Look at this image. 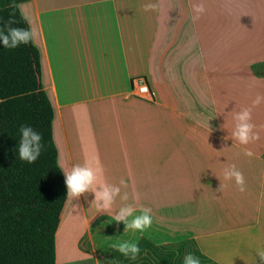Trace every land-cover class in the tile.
Segmentation results:
<instances>
[{
    "label": "crops",
    "instance_id": "obj_1",
    "mask_svg": "<svg viewBox=\"0 0 264 264\" xmlns=\"http://www.w3.org/2000/svg\"><path fill=\"white\" fill-rule=\"evenodd\" d=\"M147 2L18 3L36 32L31 43L54 109L58 166L64 177L62 166L98 161L103 180L129 194L128 201L117 197L109 213L98 212L94 193L82 194L77 206L83 219V209L92 222L114 217L118 202L147 207L155 226L194 238L220 237L243 254L234 258L237 264H260L264 14L251 16L256 22L245 28L243 0H151L156 9L145 11ZM199 4L204 11L198 14L193 6ZM139 77L153 92L152 102L130 95ZM257 96L261 102L253 105ZM242 108L251 109L259 136L247 145L231 136ZM245 148L254 155H244ZM228 165L243 173L245 191L224 180Z\"/></svg>",
    "mask_w": 264,
    "mask_h": 264
},
{
    "label": "trees",
    "instance_id": "obj_2",
    "mask_svg": "<svg viewBox=\"0 0 264 264\" xmlns=\"http://www.w3.org/2000/svg\"><path fill=\"white\" fill-rule=\"evenodd\" d=\"M24 1L0 0V26L12 17L15 27L28 28L17 7ZM39 77L40 54L31 41L0 46V264H56L55 234L68 193L52 137L54 109ZM22 124L42 136L41 155L31 164L18 157Z\"/></svg>",
    "mask_w": 264,
    "mask_h": 264
},
{
    "label": "rangeland",
    "instance_id": "obj_3",
    "mask_svg": "<svg viewBox=\"0 0 264 264\" xmlns=\"http://www.w3.org/2000/svg\"><path fill=\"white\" fill-rule=\"evenodd\" d=\"M243 1L245 28H251L250 24L256 22L250 20L251 16L264 14V0L262 3L261 0ZM56 128L54 126L52 132L59 156L61 148ZM67 200L70 207L74 205L77 208L71 212L66 226L55 236L56 264H183V258L188 253L199 257L201 264H237L234 258H244L240 251L229 248L220 237L194 238L187 232H173L153 223L143 233L124 232V223H117L110 214L96 217L92 222V216L84 209L83 219L77 198L68 195ZM117 204L119 208L123 205L122 202ZM118 240L138 242L139 255L135 259L123 256L112 247Z\"/></svg>",
    "mask_w": 264,
    "mask_h": 264
},
{
    "label": "clouds",
    "instance_id": "obj_4",
    "mask_svg": "<svg viewBox=\"0 0 264 264\" xmlns=\"http://www.w3.org/2000/svg\"><path fill=\"white\" fill-rule=\"evenodd\" d=\"M157 5L151 0L143 5L145 11L155 10ZM196 13H202L204 6L202 4L194 5ZM17 21L12 17L0 26V46L7 49H14L22 44H28L35 39V30L29 28L15 27ZM261 97L257 96L253 101V105H259ZM235 127L231 133L232 139L240 145H247L259 139L254 132L255 125L251 122L252 115L250 108H242L235 116ZM20 140L18 144V157L21 161L34 163L41 155L44 145L42 144V136L35 131L30 125H20ZM244 155L252 157L254 154L250 149H243ZM62 171L65 176V185L67 193L73 198H78L86 192L94 193V200L98 212L109 213L117 197L123 201L129 200L127 192L121 195V186L109 184L103 180L104 169L99 165H95L85 161L84 164H75L69 167H63ZM222 175L225 181H233L240 192L245 191V179L243 173L239 171L235 165H228L222 169ZM120 185L126 186L125 181L121 180ZM225 185L220 184L218 191H223ZM133 200L139 199V194L132 196ZM114 221L123 222L125 231H139L143 233L152 225L151 209L147 207H135L133 204L125 203L115 213ZM166 243V242H165ZM112 247L125 257L135 259L140 253L138 242L129 240H118ZM260 264H264V250H258ZM183 264H201L199 257L188 253L183 258Z\"/></svg>",
    "mask_w": 264,
    "mask_h": 264
},
{
    "label": "built area",
    "instance_id": "obj_5",
    "mask_svg": "<svg viewBox=\"0 0 264 264\" xmlns=\"http://www.w3.org/2000/svg\"><path fill=\"white\" fill-rule=\"evenodd\" d=\"M130 95L142 100L153 101V92L150 90L144 77L132 80Z\"/></svg>",
    "mask_w": 264,
    "mask_h": 264
},
{
    "label": "bare ground",
    "instance_id": "obj_6",
    "mask_svg": "<svg viewBox=\"0 0 264 264\" xmlns=\"http://www.w3.org/2000/svg\"><path fill=\"white\" fill-rule=\"evenodd\" d=\"M67 202H70V201H67ZM74 208H75L74 205L70 207V204L69 205L67 204V207L65 208L64 214L62 216V219L60 221V225H59V228L56 234L60 233L62 229L66 226V224L68 223L69 217L71 215V212L74 210Z\"/></svg>",
    "mask_w": 264,
    "mask_h": 264
}]
</instances>
